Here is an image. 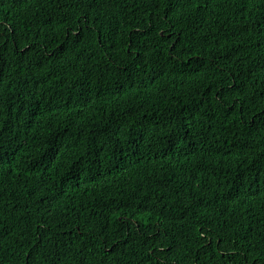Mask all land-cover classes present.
<instances>
[{
	"label": "trees",
	"instance_id": "16d2710c",
	"mask_svg": "<svg viewBox=\"0 0 264 264\" xmlns=\"http://www.w3.org/2000/svg\"><path fill=\"white\" fill-rule=\"evenodd\" d=\"M0 264H264V0H0Z\"/></svg>",
	"mask_w": 264,
	"mask_h": 264
}]
</instances>
